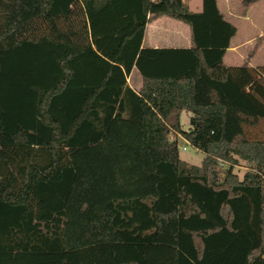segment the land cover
Segmentation results:
<instances>
[{
	"label": "trees",
	"instance_id": "16d2710c",
	"mask_svg": "<svg viewBox=\"0 0 264 264\" xmlns=\"http://www.w3.org/2000/svg\"><path fill=\"white\" fill-rule=\"evenodd\" d=\"M161 16L188 46H142ZM235 33L216 0H0V264H264V65L224 62Z\"/></svg>",
	"mask_w": 264,
	"mask_h": 264
},
{
	"label": "rangeland",
	"instance_id": "374dc122",
	"mask_svg": "<svg viewBox=\"0 0 264 264\" xmlns=\"http://www.w3.org/2000/svg\"><path fill=\"white\" fill-rule=\"evenodd\" d=\"M200 2L201 0H188V6L191 10L196 11ZM222 10L225 11L226 9L222 8ZM228 10L230 11V14H227V16L234 20L238 25L239 33L237 37L244 35L242 39L238 41V44L242 43L237 51L241 56L238 64L248 65V63H251L255 66L264 63V7H261L260 5L252 7H246V5L241 7L236 5V7ZM168 19L172 22H177V25H179V23L180 25H184L182 22L173 18L168 17ZM177 29L179 31L181 30L180 27ZM257 79L258 78L254 76L253 80L258 81ZM128 81L132 86H136L138 81L137 74L133 72ZM250 90V87L245 88V91L247 92H251ZM257 90L260 91L261 88L256 89V91ZM182 120L184 121L183 117ZM177 146L179 148V158L181 160L187 162L188 164H200L204 156L203 152L194 149L181 137L177 138ZM182 147L185 148L182 149ZM246 169L245 162L240 160L237 165H234L233 172L238 176V178H241Z\"/></svg>",
	"mask_w": 264,
	"mask_h": 264
},
{
	"label": "crops",
	"instance_id": "0c3cea01",
	"mask_svg": "<svg viewBox=\"0 0 264 264\" xmlns=\"http://www.w3.org/2000/svg\"><path fill=\"white\" fill-rule=\"evenodd\" d=\"M217 7L222 12L224 17L232 22L236 26V33L234 36L230 39V44L228 48L226 49V52L224 54V62L227 65L231 66H239L241 64H238V61L241 59V56L237 52L240 45L242 43L238 44V41L242 39L244 35L238 36L239 28L238 25L234 20H232L227 14H230V11L228 9L238 6H243L240 2V0H216ZM255 5H260L261 7H264V0H255L251 3L246 4V7H252ZM244 7V6H243ZM201 8V2L197 6V10H200ZM222 8H225L226 10H222ZM246 18V17H244ZM177 22H172L168 17L161 16L154 18L148 22L146 25L143 38H142V46L144 47H151V48H158V47H185L189 45V29L186 25H177ZM181 28L179 31L177 28ZM258 65H264L258 64ZM249 67H254L253 64L248 63ZM256 66V65H255ZM134 73L137 74L138 81L136 86L133 87H139L140 85V76L138 75L136 70H132L131 75ZM128 77V79H129ZM129 82V81H128ZM184 118V122H186L188 114L184 113L182 115Z\"/></svg>",
	"mask_w": 264,
	"mask_h": 264
},
{
	"label": "clouds",
	"instance_id": "9594fccd",
	"mask_svg": "<svg viewBox=\"0 0 264 264\" xmlns=\"http://www.w3.org/2000/svg\"><path fill=\"white\" fill-rule=\"evenodd\" d=\"M187 119H188V120H190V119H191V116H190V114H189V116L187 117ZM183 124H184V121L182 120V126H183Z\"/></svg>",
	"mask_w": 264,
	"mask_h": 264
},
{
	"label": "built area",
	"instance_id": "2783aa9c",
	"mask_svg": "<svg viewBox=\"0 0 264 264\" xmlns=\"http://www.w3.org/2000/svg\"><path fill=\"white\" fill-rule=\"evenodd\" d=\"M187 143V142H186ZM185 147H182V149H184Z\"/></svg>",
	"mask_w": 264,
	"mask_h": 264
}]
</instances>
